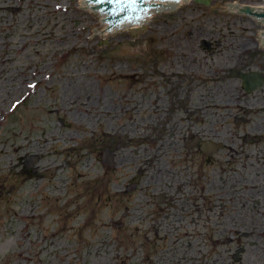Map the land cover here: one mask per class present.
Instances as JSON below:
<instances>
[{
  "label": "rangeland",
  "instance_id": "obj_1",
  "mask_svg": "<svg viewBox=\"0 0 264 264\" xmlns=\"http://www.w3.org/2000/svg\"><path fill=\"white\" fill-rule=\"evenodd\" d=\"M260 2L208 0L211 12L189 1L153 14L134 33L144 40L131 44L139 58H127L101 56L130 34L95 47L97 18L76 0H0V264H226L223 223L245 229L239 213L136 209L148 188L135 174L141 157L159 154L142 141L158 119L165 66L207 62L200 38L223 41L222 27L254 37L251 18L221 9ZM133 181L140 185L127 197ZM240 213L250 219L248 208ZM257 227L259 237L244 238L243 264H264L263 208Z\"/></svg>",
  "mask_w": 264,
  "mask_h": 264
},
{
  "label": "flooded vegetation",
  "instance_id": "obj_2",
  "mask_svg": "<svg viewBox=\"0 0 264 264\" xmlns=\"http://www.w3.org/2000/svg\"><path fill=\"white\" fill-rule=\"evenodd\" d=\"M252 21L254 37H245L239 26H226L219 32L223 41L200 38L198 49L207 62L163 65L170 72L160 71L158 119L142 141L147 143L144 152L157 149L159 154L141 157L135 174L146 179L148 188L141 186L143 193L133 200L136 209L148 206L189 216L186 209L217 208L221 219L239 213V224L246 230L223 223L226 236L220 242L226 264H243L244 238L259 237L258 216L264 209V27ZM195 96L200 104H195ZM123 144L116 143L115 150ZM139 185L131 182L124 194L132 197ZM243 207L251 213L249 220L242 219ZM131 208L126 207L125 216H134Z\"/></svg>",
  "mask_w": 264,
  "mask_h": 264
},
{
  "label": "water",
  "instance_id": "obj_3",
  "mask_svg": "<svg viewBox=\"0 0 264 264\" xmlns=\"http://www.w3.org/2000/svg\"><path fill=\"white\" fill-rule=\"evenodd\" d=\"M91 1L97 3V5H99L101 8H99V6L95 5ZM117 1H118L117 3H113L111 1L110 4L114 7V9H112L111 12L108 11L110 5L106 0H80L78 10H89V16L98 18L95 27L89 28L90 35L95 36V47H103L105 38L122 35L126 33L130 34L132 42L129 41L109 42L111 48L102 50L101 56L139 58L137 52L131 51V44L140 47L141 44L143 43L144 40L140 42H136L134 33L145 30V16L170 12L185 0H117ZM188 1H192V0H188ZM198 1L200 2V0H196L193 2H198ZM202 1H208V0H202ZM226 9L231 11L233 10L239 11V9H247V10H256L257 12H261L262 10H264V8L261 7L223 3L221 13H224V11L226 12ZM206 10L214 12V7L208 8V4H207ZM227 14L242 16L230 12H228ZM242 17H248V16L244 15ZM262 26L264 27V24Z\"/></svg>",
  "mask_w": 264,
  "mask_h": 264
},
{
  "label": "bare ground",
  "instance_id": "obj_4",
  "mask_svg": "<svg viewBox=\"0 0 264 264\" xmlns=\"http://www.w3.org/2000/svg\"><path fill=\"white\" fill-rule=\"evenodd\" d=\"M77 1V5L79 6L80 4V0H76ZM189 2L188 0H185L183 1L180 5H178L177 7L183 5L184 3H187ZM230 4H238V3H230ZM238 5H241V4H238ZM245 6H253V7H261V8H264V0H262V2L260 3H256V4H253V5H245ZM176 9V8H175ZM89 11V10H88ZM152 18H153V14L152 15H146L145 16V26L150 23L152 21ZM98 20V18H97ZM107 39V38H105ZM88 167V166H87ZM22 216H24V213L21 214Z\"/></svg>",
  "mask_w": 264,
  "mask_h": 264
}]
</instances>
